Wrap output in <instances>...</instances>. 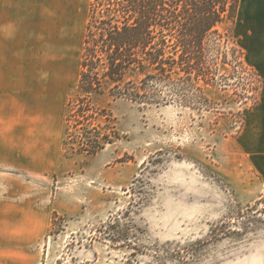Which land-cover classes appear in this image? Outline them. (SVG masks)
Masks as SVG:
<instances>
[{"label": "rangeland", "instance_id": "rangeland-1", "mask_svg": "<svg viewBox=\"0 0 264 264\" xmlns=\"http://www.w3.org/2000/svg\"><path fill=\"white\" fill-rule=\"evenodd\" d=\"M90 1L33 0L0 34V174L37 222L16 263L264 264V68L229 44L194 109L103 95L90 125L68 122ZM241 4L223 30L255 56Z\"/></svg>", "mask_w": 264, "mask_h": 264}, {"label": "trees", "instance_id": "trees-1", "mask_svg": "<svg viewBox=\"0 0 264 264\" xmlns=\"http://www.w3.org/2000/svg\"><path fill=\"white\" fill-rule=\"evenodd\" d=\"M240 6L241 0H91L68 122L78 117L79 125H90L94 100L103 95L194 109L202 97L197 84H214L228 65L227 45L244 64L238 39L223 30L236 24ZM111 142L82 151L94 154Z\"/></svg>", "mask_w": 264, "mask_h": 264}, {"label": "crops", "instance_id": "crops-1", "mask_svg": "<svg viewBox=\"0 0 264 264\" xmlns=\"http://www.w3.org/2000/svg\"><path fill=\"white\" fill-rule=\"evenodd\" d=\"M32 1L0 0V34L7 38L15 35V31L20 26L18 16H23V13L29 15ZM251 8L245 22L242 23L241 37L248 46L249 44H252V47L256 46L254 48L255 56H251L247 51L245 57L248 63L261 70L264 68V9L261 13L253 15L254 12ZM248 48L252 51L250 47ZM29 160L32 161V158ZM13 170L16 171V169ZM8 185L7 188L5 173L3 176L0 174V264H17L16 262L22 257L20 245L23 233L29 234L30 239L34 236L36 241L37 222L36 219L33 222L32 215L25 220V223L22 221V207L16 203V193L11 188V184ZM32 228H34V232ZM27 231L29 232L27 233Z\"/></svg>", "mask_w": 264, "mask_h": 264}, {"label": "bare ground", "instance_id": "bare-ground-1", "mask_svg": "<svg viewBox=\"0 0 264 264\" xmlns=\"http://www.w3.org/2000/svg\"><path fill=\"white\" fill-rule=\"evenodd\" d=\"M251 5H252V8H251L252 11L255 10V6L253 5V0H251ZM242 6H243V5L241 4L240 13L242 12ZM256 11H258V12H257V14H258V13H261V11H263V9L260 8L259 10H256ZM253 12H254V11H253Z\"/></svg>", "mask_w": 264, "mask_h": 264}]
</instances>
